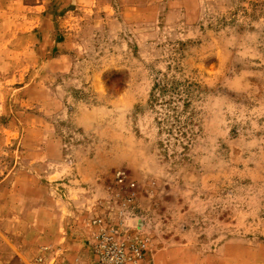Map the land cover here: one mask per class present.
<instances>
[{
	"label": "rangeland",
	"instance_id": "1",
	"mask_svg": "<svg viewBox=\"0 0 264 264\" xmlns=\"http://www.w3.org/2000/svg\"><path fill=\"white\" fill-rule=\"evenodd\" d=\"M98 219L264 264V0H0V264H94Z\"/></svg>",
	"mask_w": 264,
	"mask_h": 264
},
{
	"label": "built area",
	"instance_id": "2",
	"mask_svg": "<svg viewBox=\"0 0 264 264\" xmlns=\"http://www.w3.org/2000/svg\"><path fill=\"white\" fill-rule=\"evenodd\" d=\"M98 222V223H97ZM97 226L93 235L94 264H142L143 240L117 226L104 227L101 219L93 220Z\"/></svg>",
	"mask_w": 264,
	"mask_h": 264
}]
</instances>
